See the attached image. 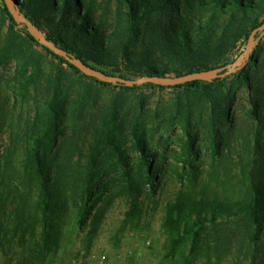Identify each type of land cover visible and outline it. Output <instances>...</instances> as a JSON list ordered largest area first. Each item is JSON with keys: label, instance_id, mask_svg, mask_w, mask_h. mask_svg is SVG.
Returning a JSON list of instances; mask_svg holds the SVG:
<instances>
[{"label": "trees", "instance_id": "1", "mask_svg": "<svg viewBox=\"0 0 264 264\" xmlns=\"http://www.w3.org/2000/svg\"><path fill=\"white\" fill-rule=\"evenodd\" d=\"M0 1V76L7 66H14L13 80L18 85L11 93L15 101L19 102L16 89L21 91L24 100L29 88L38 81L44 78L52 81L50 99L42 109L34 110V120L22 132L24 142L21 144L22 171L31 182L36 181L39 209L46 226L50 215L56 214L55 205L61 201L63 183L66 185L62 177L65 164L60 157L64 149L80 150L72 143L80 129H89L91 122L83 123L98 107L100 90L114 85L119 94L105 109L99 125L92 128L88 162L79 186V227L87 225L92 218L94 225L101 221L96 209L109 191L108 176L120 171L119 184L129 197L142 195L143 187L134 177L125 149V121L130 110L137 114L132 128L133 147L143 168L148 169L146 184L153 190L158 184V174L151 171L157 153L150 146L149 129L141 122L145 101L127 108L129 94L142 89L179 92L172 119L181 117L184 122L182 163L184 171L189 172L197 165L202 152L212 153L214 159L220 157L237 137L231 132L234 126L230 112L237 101V90L243 86L251 106L249 117L256 126L254 142L248 150L251 166L244 177L245 188L225 198L183 188L166 206L163 230L168 256L175 258L188 248L191 253L206 246L219 249L216 237H222L223 233L230 238L235 228L231 229L229 221H241L243 224L236 227L242 229V236L248 241L245 257L251 260L250 264H264V79L257 77L264 68L263 38L247 67L231 85L227 77L174 87L153 84L128 87L86 76L44 46H41L44 53L39 51V41L31 36L27 26L19 29L21 23L16 22L5 1ZM13 1L20 13L45 32L46 39L57 47L109 76L128 80L180 77L225 67L235 61L233 55L238 46L248 42L253 31L264 24V0ZM49 57L58 64L48 73ZM83 79L88 82L79 89V81ZM202 128L207 130L206 138ZM69 130L74 136L59 146V140L65 138ZM230 132L234 135L232 140ZM208 138L210 143L202 145ZM246 141L244 138L243 143ZM246 147H243L245 152ZM110 158L116 159V163L108 166ZM239 161L244 165V157ZM10 166L9 160L0 163V172L5 173ZM26 208L16 207L15 217L21 221L19 227L24 224ZM220 221L225 224H219ZM46 226L43 229L44 254L51 251ZM208 237L210 240L206 242ZM228 243L224 244V250ZM209 249L212 248L205 250Z\"/></svg>", "mask_w": 264, "mask_h": 264}, {"label": "rangeland", "instance_id": "2", "mask_svg": "<svg viewBox=\"0 0 264 264\" xmlns=\"http://www.w3.org/2000/svg\"><path fill=\"white\" fill-rule=\"evenodd\" d=\"M24 27L25 25L21 23L19 29L24 30ZM42 34L46 37L45 32ZM261 38L264 39V33L256 35L250 56L254 54ZM248 42L238 46V50L233 55L235 61L246 52ZM39 44L37 49L44 53L40 41ZM250 56L245 57L235 73L228 76V85L233 84L236 77L247 67ZM54 64L58 63L49 57L46 67L48 73ZM64 68L71 71L67 66ZM3 73L0 76V163L9 160L11 166L4 171L5 173L0 172V264H74V260H77L76 264L251 263V260L245 257L248 241L242 236V229L236 227L243 224L241 221H229L231 229L235 228V233L230 238L223 233L222 237H216L219 241L217 246L219 249L206 246L191 253L188 248L175 258L168 256L167 237L163 230L166 206L174 201L183 188L187 190L189 187L196 193L205 192L223 198L234 194L235 190L245 188L244 177L251 166L248 150L253 145V133L256 128L249 117L251 106L245 87L238 85L240 87L237 90V101L230 112L234 126L231 132L236 133L237 137L233 138L234 135L230 132L229 138L233 140L220 157L214 159L212 153L202 152L197 165L189 172L184 171L182 163L184 122L181 117L174 121L172 119L179 92L172 89L164 91L142 89L129 94L126 99L127 108L136 107L139 102L145 101L141 122L149 129L150 146L157 153L151 171L153 174H158V184L155 190L146 184L148 169L143 168L142 160L133 147L132 128L137 114L130 110L125 121V149L134 177L143 187L142 195L134 199L129 197L125 188L119 184L120 171L108 176L106 185L109 191L102 196L96 209L100 212L101 221L94 225L92 218L87 225L79 227L77 221L79 186L84 177L83 169L88 162V148L94 132L92 128L99 125L105 109L119 94V90L114 88V85L100 90L98 107L83 123L87 124L90 121L89 129H80L72 143L80 150L64 149L60 157L65 164L62 177L64 181L66 180V185L63 183L61 201L55 205L56 214L50 215L46 226L42 211L39 209L36 181L31 182L22 171L21 162L24 158L21 144L24 142L22 132L27 129V124L31 125L34 120V110L42 109L50 99L52 81L45 78L38 81L29 88L24 100L20 95L21 91L16 89L15 95L19 97V102H16L14 94L11 93V90L18 85L13 80L14 66H7ZM257 77L264 79V68ZM79 82L80 89L88 80L83 79ZM41 126L43 124L40 122L39 127L43 130L44 127ZM202 132L206 138L207 130L202 128ZM73 136V132L69 130L67 136L59 140V146L64 145L65 141ZM244 138H247L246 144L243 143ZM209 143L210 138L202 145L206 146ZM245 145H247V153L243 150ZM240 157H244V165L240 163ZM115 163L116 159L110 158L107 165ZM17 206L28 207L21 227H19L21 221L15 217ZM219 224L223 225L225 222L220 221ZM44 226L50 234L48 246L51 250L45 254ZM209 240L208 237L206 242ZM226 242L229 243L224 250L223 246ZM206 248L212 249L205 250ZM241 248H243L242 254ZM101 258H104L103 262Z\"/></svg>", "mask_w": 264, "mask_h": 264}, {"label": "water", "instance_id": "3", "mask_svg": "<svg viewBox=\"0 0 264 264\" xmlns=\"http://www.w3.org/2000/svg\"><path fill=\"white\" fill-rule=\"evenodd\" d=\"M6 5L8 9L10 10L11 14L13 15L14 19L18 23H22L25 26H27L29 33L31 36H33L36 40L40 41L42 46L47 48L49 51L53 52L54 54L63 57L68 63L75 66L78 70H80L83 74L89 77L96 78L98 81L102 83H108V84H123L128 87L133 86H142L145 84H153L160 87H174L178 85H183L189 82L193 81H212L215 79H224L233 73L238 69V67L241 65L244 58H248L250 56V53L253 48V44L255 41V37L258 33H264V24L253 31L249 38L248 46L246 52L243 54L242 57H240L238 60H236L233 64L227 65L222 68L213 69L209 71L204 72H197L193 74H188L180 77H170V76H153V77H146L142 79H136V80H128L123 79L116 76H109L103 72H101L98 69H95L82 61H80L78 58L68 54L65 50L57 47L55 44L50 42L46 39V37L43 36L42 32L26 17H24L19 9L16 8L13 0H5Z\"/></svg>", "mask_w": 264, "mask_h": 264}, {"label": "built area", "instance_id": "4", "mask_svg": "<svg viewBox=\"0 0 264 264\" xmlns=\"http://www.w3.org/2000/svg\"><path fill=\"white\" fill-rule=\"evenodd\" d=\"M101 259H102V262H103L104 258H101ZM73 263L76 264L77 260H74Z\"/></svg>", "mask_w": 264, "mask_h": 264}]
</instances>
